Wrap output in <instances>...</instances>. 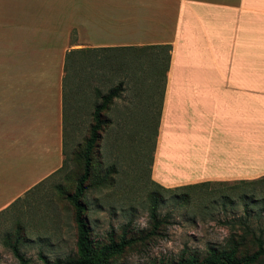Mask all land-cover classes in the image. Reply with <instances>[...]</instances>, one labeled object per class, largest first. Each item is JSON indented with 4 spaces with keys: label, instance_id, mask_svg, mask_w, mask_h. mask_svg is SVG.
<instances>
[{
    "label": "crops",
    "instance_id": "1",
    "mask_svg": "<svg viewBox=\"0 0 264 264\" xmlns=\"http://www.w3.org/2000/svg\"><path fill=\"white\" fill-rule=\"evenodd\" d=\"M169 46L150 181L264 176V0H0V214L57 172L65 55Z\"/></svg>",
    "mask_w": 264,
    "mask_h": 264
},
{
    "label": "rangeland",
    "instance_id": "2",
    "mask_svg": "<svg viewBox=\"0 0 264 264\" xmlns=\"http://www.w3.org/2000/svg\"><path fill=\"white\" fill-rule=\"evenodd\" d=\"M164 54L82 49L71 56L64 167L0 214V264H19L4 244L17 231L27 264H44L43 259L51 264L74 253L73 210L63 197L73 192L82 173L93 109L112 90L116 97L103 113L107 123L91 155L83 198L95 241L104 242L109 234L135 239L112 264H169L183 253L203 254L208 247H221L229 235H240L241 223L264 239V176L171 189L150 181Z\"/></svg>",
    "mask_w": 264,
    "mask_h": 264
},
{
    "label": "trees",
    "instance_id": "3",
    "mask_svg": "<svg viewBox=\"0 0 264 264\" xmlns=\"http://www.w3.org/2000/svg\"><path fill=\"white\" fill-rule=\"evenodd\" d=\"M128 49L158 50L159 52L165 53L164 66L162 68V83L164 84L165 74L169 62V46H145ZM79 51H71L67 53L64 58L63 77L61 80L62 156H64L65 144L64 140L67 101L66 72L70 63L71 56L75 53H78ZM114 97H116L115 90L109 91L106 95L99 97L101 103L96 105L93 109V123L89 127V136L85 142L84 149L81 155V158L83 160L82 173L76 180L73 192L64 193V200L68 203V205H70L73 210V223L75 227L74 253L71 256H66L63 259H55L51 264H112V260L114 257L121 255L128 247L132 246L135 243L134 238H126L124 235H121L116 240L114 236L110 234L107 236L104 242L95 241L91 237V229L85 215L86 207L83 202L84 194L86 191L85 182L89 175L91 155L93 153V150L98 146L101 133L105 129V124L107 123V120L103 117V113L107 110L106 108L110 100ZM156 132L157 125L155 133ZM62 167H64V159L62 161L60 169H62ZM150 218L152 222V228L156 229V227L159 225V221H157V219L155 218L154 208L150 213ZM241 225L243 227L242 233L240 235H229L221 247H208L203 254H197L195 252L183 253L175 261H172L169 264H259L264 258V239H262L260 236H255L251 232H246L245 229L247 227L244 225V223H241ZM20 241L21 235L17 231L12 242L6 240L4 244H6L12 256L19 264H27L26 259L23 257L19 250ZM246 246L254 248V251L249 252ZM43 262L44 264H48L45 259H43Z\"/></svg>",
    "mask_w": 264,
    "mask_h": 264
},
{
    "label": "clouds",
    "instance_id": "4",
    "mask_svg": "<svg viewBox=\"0 0 264 264\" xmlns=\"http://www.w3.org/2000/svg\"><path fill=\"white\" fill-rule=\"evenodd\" d=\"M223 231V230H222ZM228 235V233L225 231L224 232V236L226 237ZM169 246H171V245H169Z\"/></svg>",
    "mask_w": 264,
    "mask_h": 264
}]
</instances>
